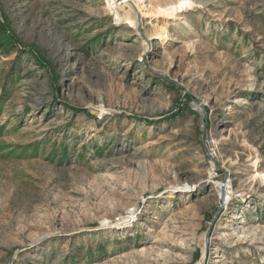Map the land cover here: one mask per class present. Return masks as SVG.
<instances>
[{
  "label": "rangeland",
  "instance_id": "rangeland-1",
  "mask_svg": "<svg viewBox=\"0 0 264 264\" xmlns=\"http://www.w3.org/2000/svg\"><path fill=\"white\" fill-rule=\"evenodd\" d=\"M0 264H264V0H0Z\"/></svg>",
  "mask_w": 264,
  "mask_h": 264
},
{
  "label": "bare ground",
  "instance_id": "bare-ground-1",
  "mask_svg": "<svg viewBox=\"0 0 264 264\" xmlns=\"http://www.w3.org/2000/svg\"><path fill=\"white\" fill-rule=\"evenodd\" d=\"M181 186H182V187H187L185 184H184V185H181ZM227 188H228V187H227ZM230 192H231V193H232V192L234 193V190L231 189ZM130 211L132 212L133 210H130ZM130 211H129V212H130ZM132 216H133V215H132ZM127 218H130V219H131L132 217H130V216H129V217H128V216H127V217H120L119 220H118L117 222H115V223H118L119 221H122V220H125V219L127 220Z\"/></svg>",
  "mask_w": 264,
  "mask_h": 264
}]
</instances>
